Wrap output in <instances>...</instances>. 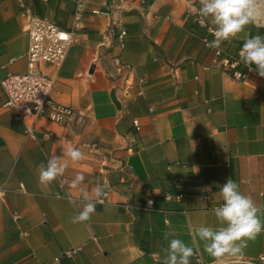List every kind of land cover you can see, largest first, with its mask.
I'll return each instance as SVG.
<instances>
[{"label":"crops","instance_id":"0c3cea01","mask_svg":"<svg viewBox=\"0 0 264 264\" xmlns=\"http://www.w3.org/2000/svg\"><path fill=\"white\" fill-rule=\"evenodd\" d=\"M78 1L76 41L59 67L44 66L52 99L75 114L64 124L39 119L27 134L0 85V264H164L172 238L193 248L191 264H264V232L242 254L216 258L191 231L217 226L212 209L227 178L264 209V77L238 55L246 39L264 35V22L222 42L230 69L204 42L213 26L201 27L196 0L24 3L69 30ZM21 8L0 0V79L27 69ZM70 146L81 160L64 156ZM53 154L68 166L45 187L38 173ZM97 184L103 202L73 222L81 189L91 195Z\"/></svg>","mask_w":264,"mask_h":264},{"label":"clouds","instance_id":"9594fccd","mask_svg":"<svg viewBox=\"0 0 264 264\" xmlns=\"http://www.w3.org/2000/svg\"><path fill=\"white\" fill-rule=\"evenodd\" d=\"M200 7L194 9L201 17V27L209 23L213 40L205 41L209 48L219 49L222 42L229 40L244 31L250 23L258 21L264 15V0H199ZM239 61L250 70L255 67L259 76L264 77V35H254L246 39L239 50ZM37 102H40L37 100ZM64 156L72 162L82 159L83 153L68 147ZM61 156L53 154L46 166H41L38 179L41 185L49 186L61 176L67 165ZM84 180L83 175H76L72 186L76 187ZM105 186L97 184L88 191L81 189L80 199L84 202L82 210L73 218V222L86 221L95 212L96 204L103 202ZM219 206L212 209L217 226L200 224L191 231L194 238L203 243L204 250L213 257L242 254L249 240L264 232V209L256 205L253 199L240 190L237 182L231 178L220 185ZM172 233H166L168 239ZM166 253L164 264H191L193 248L181 239L172 238L168 246L162 249ZM197 264H200L198 261Z\"/></svg>","mask_w":264,"mask_h":264},{"label":"built area","instance_id":"2783aa9c","mask_svg":"<svg viewBox=\"0 0 264 264\" xmlns=\"http://www.w3.org/2000/svg\"><path fill=\"white\" fill-rule=\"evenodd\" d=\"M18 1L22 6L19 17L23 20L28 34L27 69L22 74H11L0 79V85L7 95L4 106L15 111L16 118L25 124L26 133L31 134L34 124L39 119L64 124L75 114L71 106L52 99L54 81L45 73L44 66L59 67L64 62L69 46L76 41V32L82 16V3L77 2L74 22L72 27L66 30L45 17L34 15L25 5V0ZM92 12L105 14L98 10H92ZM125 33L122 30L119 37H123ZM221 53L220 49H215V57H221L222 65L233 69L236 62L229 56H222ZM232 75L238 80L245 78V73L241 71L234 70ZM138 81L142 80L138 79ZM131 87L132 81H129V76H126L122 89L124 98L132 95L129 91ZM134 124H137L136 121ZM261 261L264 259L261 258Z\"/></svg>","mask_w":264,"mask_h":264},{"label":"rangeland","instance_id":"374dc122","mask_svg":"<svg viewBox=\"0 0 264 264\" xmlns=\"http://www.w3.org/2000/svg\"><path fill=\"white\" fill-rule=\"evenodd\" d=\"M197 2H199V0H196ZM261 22H264V15H262V17L259 19Z\"/></svg>","mask_w":264,"mask_h":264},{"label":"bare ground","instance_id":"6f19581e","mask_svg":"<svg viewBox=\"0 0 264 264\" xmlns=\"http://www.w3.org/2000/svg\"><path fill=\"white\" fill-rule=\"evenodd\" d=\"M262 17V16H261Z\"/></svg>","mask_w":264,"mask_h":264}]
</instances>
